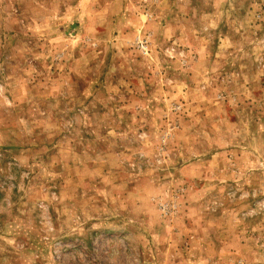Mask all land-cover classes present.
I'll return each mask as SVG.
<instances>
[{"label":"rangeland","instance_id":"1","mask_svg":"<svg viewBox=\"0 0 264 264\" xmlns=\"http://www.w3.org/2000/svg\"><path fill=\"white\" fill-rule=\"evenodd\" d=\"M0 264H264V0H0Z\"/></svg>","mask_w":264,"mask_h":264}]
</instances>
